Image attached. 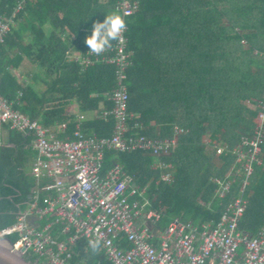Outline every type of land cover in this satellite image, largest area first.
Instances as JSON below:
<instances>
[{"label":"trees","instance_id":"obj_1","mask_svg":"<svg viewBox=\"0 0 264 264\" xmlns=\"http://www.w3.org/2000/svg\"><path fill=\"white\" fill-rule=\"evenodd\" d=\"M137 1L125 33L130 133L171 139L175 127L184 132L177 134L169 156L157 159L167 168L155 167L156 158L140 151H104L102 170L121 165L142 190L135 196L141 210L160 211L159 228L173 217L194 224L215 222L241 176L221 199L213 194L212 179L237 168L228 150L251 133L256 101L264 94V0ZM113 10L115 0H0V19L13 15L14 21L0 47V94L45 126L67 122L58 138H72V103L76 112L96 116L81 121L84 135L109 137L113 118L98 114L112 106L105 94L116 85L114 66L94 62L83 67L68 57L89 50L84 41L92 24ZM24 63L34 69L43 89L33 79L23 82L14 76ZM5 134L0 145V229L15 222L33 186L26 172L33 156L30 136L15 130ZM219 147L226 150L217 154ZM261 153L264 164V144ZM163 173L170 176L168 182L160 180ZM244 194L238 228L254 235L264 229V168L255 166ZM96 260L106 264L100 254L82 264Z\"/></svg>","mask_w":264,"mask_h":264},{"label":"built area","instance_id":"obj_2","mask_svg":"<svg viewBox=\"0 0 264 264\" xmlns=\"http://www.w3.org/2000/svg\"><path fill=\"white\" fill-rule=\"evenodd\" d=\"M115 1L125 20L137 11V0ZM13 15L0 19V47L14 25ZM125 33L113 49L100 57L89 50L82 56L68 57V61L83 67L94 62L114 66L116 85L105 94L112 106L101 108L98 114L101 118H113L109 137L84 135L80 123L85 116L75 112L72 138H58V133H65L67 122L45 126L16 109L14 101L0 94V138L7 130L24 132L30 136L27 145L33 152L27 170L33 181L28 199L15 222L0 229V237L13 239L12 248L26 259L33 258L37 264H82L86 257L97 256L87 245V240L94 236L106 242L98 253L106 264H264V229L252 235L238 228L246 203L248 178L255 166L264 168L261 153L264 94L256 101L251 133L228 150L237 168L224 178L212 179L213 194L221 199L230 192L236 177L241 176L235 194L215 222L194 224L173 217L159 228L160 211L141 210L140 200L135 196L142 190L123 172L121 165L112 163L107 170H102L104 151H140L157 160L169 156L177 134L184 132L175 127V136L171 139L130 133L128 121L132 113L127 108L125 84L130 53ZM225 150L219 147L216 153ZM155 167L168 165L157 160ZM160 180L168 182L170 176L163 173ZM94 264H100L99 260Z\"/></svg>","mask_w":264,"mask_h":264},{"label":"clouds","instance_id":"obj_3","mask_svg":"<svg viewBox=\"0 0 264 264\" xmlns=\"http://www.w3.org/2000/svg\"><path fill=\"white\" fill-rule=\"evenodd\" d=\"M127 22L119 11L113 10L105 15L102 22L92 24L91 34L85 38L84 43L89 49V53L100 57L107 50L111 49L114 41L123 39ZM104 243L100 237L94 236L87 240V245L93 255L98 254Z\"/></svg>","mask_w":264,"mask_h":264},{"label":"water","instance_id":"obj_4","mask_svg":"<svg viewBox=\"0 0 264 264\" xmlns=\"http://www.w3.org/2000/svg\"><path fill=\"white\" fill-rule=\"evenodd\" d=\"M0 264H37L17 252L6 237H0Z\"/></svg>","mask_w":264,"mask_h":264},{"label":"rangeland","instance_id":"obj_5","mask_svg":"<svg viewBox=\"0 0 264 264\" xmlns=\"http://www.w3.org/2000/svg\"><path fill=\"white\" fill-rule=\"evenodd\" d=\"M13 73L14 76H17V78H19L20 81L28 82L29 79H33L36 82L34 83L38 88L41 86L43 87V84L40 83L39 77H35L34 69L28 63H24V65L18 72H13Z\"/></svg>","mask_w":264,"mask_h":264},{"label":"crops","instance_id":"obj_6","mask_svg":"<svg viewBox=\"0 0 264 264\" xmlns=\"http://www.w3.org/2000/svg\"><path fill=\"white\" fill-rule=\"evenodd\" d=\"M77 55H79V54H77V53H71L70 54V56H77ZM40 83H42V82L40 81ZM43 88H44V86L43 87L42 86L39 87V89H43ZM75 112H76L75 103H72L71 104V108L69 109V114H74ZM83 114H84L85 118H87V119H92V117H96V116H94L93 112H90V113L89 112L88 113L84 112ZM5 133H7V131L3 132L2 136H1L0 145L3 144L4 138H5V135H6ZM30 161H31V159H30ZM29 164H30V162H29ZM29 164H28V167H29ZM27 170H28V168H27ZM27 170H26V172H27Z\"/></svg>","mask_w":264,"mask_h":264}]
</instances>
